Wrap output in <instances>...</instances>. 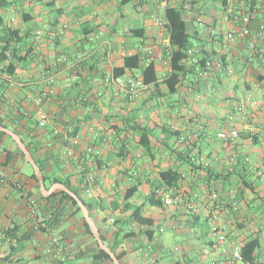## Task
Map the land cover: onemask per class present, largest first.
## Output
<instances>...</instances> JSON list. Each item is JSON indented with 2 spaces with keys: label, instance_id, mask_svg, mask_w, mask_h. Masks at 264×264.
<instances>
[{
  "label": "crops",
  "instance_id": "0c3cea01",
  "mask_svg": "<svg viewBox=\"0 0 264 264\" xmlns=\"http://www.w3.org/2000/svg\"><path fill=\"white\" fill-rule=\"evenodd\" d=\"M5 1L2 24L18 31L22 47L13 71L7 70L8 80L4 74L0 82V119L33 147L32 156L48 175L82 183L104 242L123 253L120 264H230L232 242L242 244L254 235L262 238L255 258L264 264V63L248 58L244 38L228 36L240 10L249 11L248 26L257 30L264 21V0L252 7L245 0ZM167 6L181 9L192 41L188 64H212L205 76L198 75L196 64L172 92L164 82L171 71ZM36 29L41 35L31 53L26 47ZM258 49L264 57V37ZM130 55H137L138 65L124 74L141 76L152 61L156 81L135 99L120 100L110 79ZM41 89L50 93L43 103L49 122L37 129L32 97ZM55 126L59 134L53 133ZM69 126L72 141L65 135ZM142 128L150 132L148 149L138 142ZM231 129L239 133L234 140L217 138L218 131ZM10 138L2 139L0 168L21 180L23 191L47 213L31 168ZM168 168L180 175L175 188L181 200L153 205L151 182ZM130 187L134 192L125 200ZM188 197L193 199L189 209ZM126 202L142 206V214L153 220L150 238L144 226L130 220L131 211L121 209ZM212 219L225 229L224 242L210 231ZM52 228L73 246L66 264H95L78 215L71 210ZM127 232L132 235L123 237ZM50 233L34 229L22 192L4 186L0 264H60Z\"/></svg>",
  "mask_w": 264,
  "mask_h": 264
},
{
  "label": "trees",
  "instance_id": "16d2710c",
  "mask_svg": "<svg viewBox=\"0 0 264 264\" xmlns=\"http://www.w3.org/2000/svg\"><path fill=\"white\" fill-rule=\"evenodd\" d=\"M255 0H252L248 5L250 7L255 5ZM7 5L5 0H0V8L3 6ZM244 10H240V13H243ZM165 17L167 20V28H168V39H169V46H170V74L168 75L167 78H165L164 82L170 92L173 91L174 86L179 83L181 80L182 76L189 71H193V67L197 63H192L188 64L189 60V51L192 48V41L190 38V35L186 31V26H185V21L183 18V15L181 13V9L176 6H167L165 9ZM20 36L18 35L17 30H12L7 26H4L2 24V19L0 16V40H4L5 42L8 43L10 40H20ZM200 61V66H203V60ZM138 65V59L137 55H130L126 56L124 58V63L120 68L115 69V75H122L125 73L126 69L130 68H136ZM14 69V64H9L7 70L9 73H11ZM141 78L145 84H149L152 82L156 81V71H155V66L153 62H149L141 71ZM0 124L3 125L4 127H8V125L0 119ZM14 132L20 135V132L16 129H14ZM140 134V138L138 142L140 145L146 149L149 148V137L148 134L150 133L148 129L142 128ZM177 131L173 132V134L177 135ZM6 135L5 132L0 130V146L2 143L3 137ZM10 138V136H8ZM11 139V138H10ZM13 141V140H12ZM14 142V141H13ZM31 154L33 155L34 149L33 147L26 141L23 140ZM15 144V142H14ZM122 149V146H121ZM15 150L16 153L19 154V156L30 166V164L25 160L23 153L20 151V149L17 147L15 144ZM9 152L6 150V155H5V162L9 160ZM35 162L41 169V172L43 174V181L45 187H48L50 184L54 182H61L64 183L70 190H72L74 193H76L77 196L80 197V199L83 201L87 209L92 211L93 206L92 203L86 199H84L82 195L83 187L81 186L82 183L77 185H74L71 180L68 177H61V176H50L48 175L43 167L40 164V160L37 158H34ZM192 165V164H191ZM31 168V166H30ZM207 173H209V170H207ZM30 176L34 179L36 182V187H37V192H38V197L47 202V213H44L47 216V222L49 223L50 226H55L60 222L62 217L69 213V211L72 210L73 214L78 215L79 219L81 220L82 227L85 231V233L88 235V237L91 240L92 243V249L90 256L92 260L94 261L95 264H99L101 262H107L108 264H112V261L109 257V255L102 249L99 248L96 240L94 239L92 233L89 230V227L87 223L85 222L79 207L76 204V201L66 192L62 190H55L52 193H50L47 196H43L39 192V182L31 168V173ZM180 175L176 171H173L172 169L168 168L166 170H162L159 172L158 176L155 177V179L151 182V193L148 197V200L151 204L153 205H159L161 204V201L159 199H154V189L158 186L166 185V186H178V181ZM243 184H248L249 183L244 182ZM135 187H130L127 189L124 195V199H129L132 196V193L134 192ZM29 194V192H28ZM30 195V194H29ZM116 209V207H114ZM122 210H127L129 209L131 211L130 213V220L134 221L137 223V225L144 226L145 230L144 233L147 234V236L150 238L152 235V229L150 228L153 224V220L150 217H146L142 214V206L139 205H133L132 203L126 202L122 207ZM91 217L93 218L92 213L90 212ZM11 234V232H10ZM5 235H9V232L6 231ZM63 235V234H62ZM132 234L131 232L124 233L123 237H130ZM102 240L105 241V238L100 235ZM64 237V235H63ZM65 238V237H64ZM107 245L110 247L112 250V245L107 243ZM262 246V238L258 235L251 236V238L247 239L242 245H241V252L243 256L246 259L253 260L255 259L257 253L259 251V248ZM80 254V251L77 250L75 252V256ZM117 256L118 260L120 261L122 258L123 253H115Z\"/></svg>",
  "mask_w": 264,
  "mask_h": 264
},
{
  "label": "built area",
  "instance_id": "2783aa9c",
  "mask_svg": "<svg viewBox=\"0 0 264 264\" xmlns=\"http://www.w3.org/2000/svg\"><path fill=\"white\" fill-rule=\"evenodd\" d=\"M247 4L252 2V0H245ZM256 3H262L263 0H255ZM249 11L244 10L243 13L234 12L233 19L237 22V26L234 27L229 32V37H238L244 38L248 47V58L250 60H255L257 56L258 61L264 63V57L258 49V40L264 37V21L260 24L257 30L252 31L248 24L250 20ZM11 21L14 19L11 16ZM65 26V25H64ZM41 31L36 29L32 33V39L30 44L26 47L27 50L32 49L31 53L35 52V49L32 47L33 44L39 39ZM22 45L19 40H10L5 42L0 40V82L4 79V74L8 80L9 74L7 68L9 64H15L17 57L19 56V48ZM31 47V48H30ZM212 64L206 61L203 66L196 68V72L200 76H205L208 74ZM111 84L113 85V96L120 100H133L139 96L141 91L146 87V84L143 82L141 76L133 74H122V75H113L110 79ZM11 85L19 84L23 86V82L10 81ZM50 98V93L48 89H41L33 97L32 102L34 106V119L35 127L37 129H44L49 122V115L45 110L43 103L46 99ZM245 101L249 103L250 106L255 105V102L249 97H245ZM238 109H241V103L237 105ZM72 132V128L69 126L66 128L65 135L67 136L68 141H72L71 136L69 135ZM54 134L60 133L59 126L53 128ZM217 138L223 142H228L234 140L239 136V133L236 129L231 130H220L216 134ZM183 139V137H180ZM67 156L70 158L72 155L71 147L66 149ZM69 160L66 159L65 163H68ZM87 188V183H84ZM4 186H14L16 189L22 192L25 204L27 207V212L29 216L33 219V227L36 231H47L50 233V243L56 246L58 251V259L60 264H66L67 260L70 259L73 255V246L71 243H67L66 239L59 232H55L52 226L47 222V216L42 213L40 210L39 201L32 195H29L28 192L23 191V183L16 176L11 175L5 169L0 168V191ZM89 193V189L86 190ZM154 196L159 199L164 205H173L177 204L181 200V195L179 191L174 186H158L154 189ZM186 207H193V199L188 197L186 199ZM111 223L114 221L113 218L110 219ZM209 229L216 236L219 242H224L226 240L225 229L221 224L216 223L215 219L209 221ZM161 230V229H160ZM243 244V243H242ZM236 242H232V249L229 253V263L230 264H262V261L259 259L249 260L246 259L241 252V245ZM221 248V247H220Z\"/></svg>",
  "mask_w": 264,
  "mask_h": 264
},
{
  "label": "water",
  "instance_id": "95a60500",
  "mask_svg": "<svg viewBox=\"0 0 264 264\" xmlns=\"http://www.w3.org/2000/svg\"><path fill=\"white\" fill-rule=\"evenodd\" d=\"M0 130L5 132L7 135H9L12 138V140L15 142L17 147L23 153L25 160L30 164V166H31V168H32V170H33V172H34V174H35V176L39 182L40 193L43 196H47L55 190H62L64 192H66L67 194H69L76 201V204L79 207L80 212H81L85 222L87 223L90 232L92 233L94 239L96 240L99 248L104 250L109 255V257L112 261V264H120L115 253L102 240L100 233H99V230H98L93 218L89 214L87 207L85 206L83 201L80 199V197L77 196L76 193H74L64 183H61V182H54V183L50 184L48 187H45L44 181H43V174L41 172V169L39 168V166L35 162L34 157L32 156L31 152L29 151V149L27 148V146L25 145L23 140L20 138V136L17 133H15L12 129L4 127L1 124H0Z\"/></svg>",
  "mask_w": 264,
  "mask_h": 264
},
{
  "label": "rangeland",
  "instance_id": "374dc122",
  "mask_svg": "<svg viewBox=\"0 0 264 264\" xmlns=\"http://www.w3.org/2000/svg\"><path fill=\"white\" fill-rule=\"evenodd\" d=\"M5 139H9L8 136H4ZM27 168L30 170V166L26 163Z\"/></svg>",
  "mask_w": 264,
  "mask_h": 264
}]
</instances>
